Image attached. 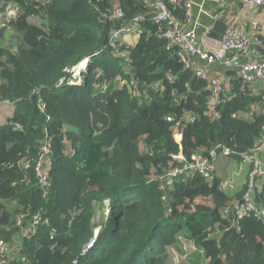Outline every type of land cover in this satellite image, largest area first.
<instances>
[{
	"label": "trees",
	"instance_id": "1",
	"mask_svg": "<svg viewBox=\"0 0 264 264\" xmlns=\"http://www.w3.org/2000/svg\"><path fill=\"white\" fill-rule=\"evenodd\" d=\"M163 1L184 23L187 0ZM9 4L18 9L0 27V41L15 38L0 44V109L10 106L0 115L3 264H167L181 238L195 249L189 264H264V220L234 211L245 196L264 210V181L243 156L261 135L264 88L235 73L208 113V77L154 36L160 26L140 0H0ZM117 8L123 16L111 19ZM137 15L143 34L109 47L110 32ZM86 58L81 79L71 77ZM193 157L212 163L211 180L168 179ZM225 179L233 189L220 188ZM94 202L109 204L100 224ZM37 216L34 233L22 235Z\"/></svg>",
	"mask_w": 264,
	"mask_h": 264
},
{
	"label": "built area",
	"instance_id": "2",
	"mask_svg": "<svg viewBox=\"0 0 264 264\" xmlns=\"http://www.w3.org/2000/svg\"><path fill=\"white\" fill-rule=\"evenodd\" d=\"M142 3L146 4L150 9V20L158 24L160 29H158L154 36L158 40L166 41L165 48H175V53L178 59L186 66L191 67L195 75L199 78L208 77L210 95L208 99V113L215 115V107L220 101V95L223 91L222 83L218 79L211 78L208 76L205 67L194 66L192 63V58L197 57L205 64L210 65L214 63L223 62L230 53H239L248 50V48L255 43L261 52L264 54V39L258 37L255 34L258 30V26L255 22L252 23V27L256 30L253 36L247 35L243 24L241 27H235L233 24L228 25L220 38L219 44L214 51L208 52L203 48L199 47L196 40V35L193 29L186 30L185 23H187L191 18L190 8L193 5V0H187L185 2V22H181L169 11L166 3L163 0H140ZM244 6H252L254 8L264 7V0H240ZM9 4V10L0 20V27L7 28L10 20L15 16V10L17 7ZM123 16V11L120 8L113 10L110 15L111 19H119ZM145 20L143 15H137L132 18L127 23H123L118 27L114 28L110 32L108 39V45L112 49H118L122 43L129 41H136L139 36H141L144 30L141 28V22ZM79 68V65L73 67L70 72ZM237 74L246 83L251 82H263L264 83V55L263 58L259 60H248L240 64ZM72 76V74H71ZM73 77V76H72ZM260 113L264 117V106L260 109ZM218 146V145H217ZM223 154H229V151L225 148H221ZM50 150V145L48 143L42 146L41 152L42 156L36 167L37 173L40 176V182L42 186L48 185V179L43 169H45L48 164V154ZM264 150V123L261 128V135L257 141L256 147L249 153L243 156L253 162V177L256 176L259 181H264V162L258 158L259 152ZM211 158H213L216 153L214 150L209 152ZM184 173H194L202 176L207 180H211L213 176V165L208 160L207 157H193L191 163H185L184 165L177 167L170 173L168 179L174 176H180ZM171 181V179H169ZM221 189H233L235 186V181L225 179L220 181L219 184ZM234 211L237 219H242L243 217L254 216L264 220V210L258 209L248 196H245L241 203L234 206ZM40 221V217H35L32 221L31 226L23 228L20 230L22 235L34 233L36 226ZM44 222H47L45 220ZM27 234V235H28ZM93 240L87 244L83 253L87 252L91 248ZM3 244H0L2 247ZM5 250L3 246L2 251ZM3 253V252H0ZM8 254V253H7ZM6 254V255H7ZM9 255V254H8ZM4 257V254L0 255Z\"/></svg>",
	"mask_w": 264,
	"mask_h": 264
},
{
	"label": "crops",
	"instance_id": "3",
	"mask_svg": "<svg viewBox=\"0 0 264 264\" xmlns=\"http://www.w3.org/2000/svg\"><path fill=\"white\" fill-rule=\"evenodd\" d=\"M190 8L191 19L185 23V29H193L197 44L204 50L211 52L219 44L224 29L233 24L241 27L246 24L244 30L247 35L253 36L255 29L252 23L258 26V37L264 38V7L254 8L244 6L240 0H193ZM4 17L0 13V18ZM1 18V19H2ZM263 58L258 46L253 43L248 50L239 53H230L223 62L207 65L197 57L192 58L194 66L205 67L211 78L218 79L227 91L231 86V79L238 72L241 63L248 60ZM84 69V68H83ZM257 90L264 88V83L254 82ZM262 109V108H261Z\"/></svg>",
	"mask_w": 264,
	"mask_h": 264
},
{
	"label": "rangeland",
	"instance_id": "4",
	"mask_svg": "<svg viewBox=\"0 0 264 264\" xmlns=\"http://www.w3.org/2000/svg\"><path fill=\"white\" fill-rule=\"evenodd\" d=\"M8 10H9V7L6 6V5H5V7H0V13L2 15H3V13L4 14L8 13ZM1 18H0V20H1ZM14 39L15 38H13V39L12 38L4 39V40L0 41V44L1 45L3 44L4 46H9L12 43H14ZM82 70L80 68H77V69L73 70V72H71V74H72L73 77H76V78H78L80 80L81 79L80 73H81ZM71 77L69 78V80L71 79ZM115 82H116L117 86H121V85L124 84L123 80L119 76L116 78ZM9 108H10L9 104L8 105H4L3 107H1L0 115H1L2 112H5L6 110H9ZM221 159L222 158H219L218 161L221 160ZM218 166H219V162H218ZM93 211H94L93 219H94V222L97 223V224H100L102 219L105 216H108V217L110 216V214H109L110 213L109 204L106 207L104 205L103 206L100 205L97 202H94L93 203ZM13 239H14V236L12 237L11 240H13ZM3 246L4 245H2V247L0 249V252L3 249ZM167 250H168V253H169V256L167 258V264H180V263L181 264H189L190 261H191V254L193 253V251L195 249H194V246H193L191 241H188L187 239L181 238V241L178 244H175L172 247H168ZM7 253L9 254L10 251H8ZM7 257H1L0 256V264L5 263Z\"/></svg>",
	"mask_w": 264,
	"mask_h": 264
},
{
	"label": "clouds",
	"instance_id": "5",
	"mask_svg": "<svg viewBox=\"0 0 264 264\" xmlns=\"http://www.w3.org/2000/svg\"><path fill=\"white\" fill-rule=\"evenodd\" d=\"M86 59L88 60V64H87V67H88L89 64H90V58H86ZM81 63H82V62H80L78 65H81ZM84 69H86V68H84ZM84 69H83V70H84ZM94 243H95V240H93L92 246L94 245ZM92 246H91V247H92Z\"/></svg>",
	"mask_w": 264,
	"mask_h": 264
},
{
	"label": "bare ground",
	"instance_id": "6",
	"mask_svg": "<svg viewBox=\"0 0 264 264\" xmlns=\"http://www.w3.org/2000/svg\"><path fill=\"white\" fill-rule=\"evenodd\" d=\"M85 62H88V60H84V61L81 63V65L79 66V68H80L81 70L83 69V64H84Z\"/></svg>",
	"mask_w": 264,
	"mask_h": 264
}]
</instances>
